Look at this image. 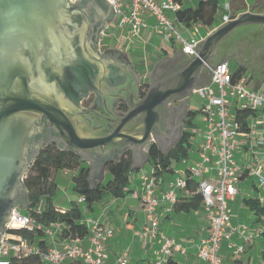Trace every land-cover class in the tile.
<instances>
[{
	"label": "water",
	"instance_id": "water-1",
	"mask_svg": "<svg viewBox=\"0 0 264 264\" xmlns=\"http://www.w3.org/2000/svg\"><path fill=\"white\" fill-rule=\"evenodd\" d=\"M115 12L111 0H0V238L12 209L27 205L24 177L41 144L55 141L78 153L92 167L93 184L128 150L134 170L142 156L150 158L142 153L149 144L169 149L160 137L172 139L162 122L170 102L187 103L206 68L237 55L214 63L223 40L241 26H264V13L254 8L232 15L178 70L158 78L159 61L141 92L127 52L99 49ZM91 94L96 104L84 108ZM120 103L127 111L117 110Z\"/></svg>",
	"mask_w": 264,
	"mask_h": 264
},
{
	"label": "built area",
	"instance_id": "built-area-1",
	"mask_svg": "<svg viewBox=\"0 0 264 264\" xmlns=\"http://www.w3.org/2000/svg\"><path fill=\"white\" fill-rule=\"evenodd\" d=\"M75 2V0H72ZM115 8L113 20L102 30L99 49L104 51V40L108 34L119 30L126 32L124 39L141 41L145 29L152 27L153 38L160 37L164 50L167 46H175L188 56H195L206 37L217 30L221 25L230 20L232 7L226 3L225 12L222 14L221 25L208 28L205 34L199 24L187 25L178 19V12L183 9L181 0H111ZM251 9V8H250ZM154 19V25L148 21ZM186 34H184V33ZM122 37V38H123ZM151 41V39H150ZM193 93L198 95L202 104L203 130L198 140H191L195 146L198 159L187 165L186 170L175 180L170 181L161 198L158 194L156 168L144 173L141 177L140 195L147 213L146 234L155 237L159 234L161 224L160 206L165 203L166 212L174 209L180 191H188L187 176L190 175L199 181V190L203 195V206L209 218L210 233L202 240L198 257L200 262L195 264H223L222 247L228 243L229 249L234 254L245 252L246 242H251L254 236L243 235L245 225H235L231 201L238 193V185L245 172L258 178L264 186V162L254 166L253 163L241 164L236 154L241 148V137L244 132L240 130L237 121L238 109L252 110L255 115L251 119V131L262 125L264 135V82L259 86H251L250 78L244 74L235 79V72L231 70L228 61L223 62L211 70V82L197 87ZM239 104L234 112L232 107ZM83 106V102H82ZM85 107V106H83ZM258 117L263 118L262 124ZM253 121V125H252ZM264 144V136L258 142ZM256 146L253 154H258ZM183 163H189L184 159ZM209 176V178H208ZM214 177V178H212ZM85 197L81 196L80 203ZM89 233L86 237L61 238V224H52L45 227L30 214H26L20 207L12 209L10 220L6 224V233L0 238V264H9L11 256H29L38 253L42 256L44 264H108L106 245L115 236V231L100 220L84 221ZM27 228L30 230L44 228L49 248L41 251L34 243L12 233L14 230ZM241 233L242 242L234 241V235ZM61 236V237H60ZM88 239V245L84 240ZM182 244L174 238L164 239L163 246L157 252L159 256L156 264H167L168 257L174 251L182 250ZM114 264H130L128 254L125 253Z\"/></svg>",
	"mask_w": 264,
	"mask_h": 264
},
{
	"label": "crops",
	"instance_id": "crops-1",
	"mask_svg": "<svg viewBox=\"0 0 264 264\" xmlns=\"http://www.w3.org/2000/svg\"><path fill=\"white\" fill-rule=\"evenodd\" d=\"M201 0H181L183 8L187 7H197ZM264 1V0H263ZM246 8H240L239 0H225L226 3H230L232 7L233 15H240L241 13L247 12L252 6H254L257 0H254L252 3H248L247 0H242ZM223 8L220 2L219 10ZM225 11V6H224ZM219 13V11H218ZM224 13V12H223ZM222 13V14H223ZM261 13H264L263 11ZM219 14H217L218 17ZM218 20L222 19V15ZM217 20L216 26L220 23ZM148 21L154 25V19L148 17ZM219 23V24H218ZM202 33L207 32L208 27H202ZM213 28V27H211ZM152 27L146 28L143 34L141 41H136L138 45L145 47L146 50L152 49L155 50L154 56H151L150 51L143 56L157 58L158 61L161 59H166L173 57L169 53V49L165 48L160 50L161 39L160 37L153 38ZM151 39V41H150ZM224 44V43H223ZM220 45L218 48V54L221 57H225L227 54V47ZM224 46V47H223ZM125 51L124 48L120 49ZM126 52V51H125ZM237 53L236 50L232 51ZM165 54V55H164ZM173 54H183L180 48H175ZM185 55V54H184ZM128 58H130L129 53H127ZM188 56V55H187ZM164 57V58H163ZM189 57V56H188ZM238 58V53L235 56ZM161 58V59H160ZM131 60V59H130ZM133 61V60H131ZM157 61V62H158ZM228 61V60H227ZM239 63L241 62L238 59ZM134 64V61L132 62ZM216 63V62H215ZM229 63V61H228ZM135 65V64H134ZM230 66V64H229ZM246 66V65H245ZM232 70V69H231ZM264 70V69H263ZM247 68L245 73L250 78L251 86H259L264 82L263 71ZM236 71V70H232ZM140 73V72H139ZM141 75V74H140ZM205 78V75H203ZM205 81V80H204ZM255 81L256 84L252 85V82ZM205 84L202 81V85ZM188 110H191L189 107V102L187 99ZM92 106L86 107L89 109ZM85 108V107H84ZM202 113V112H201ZM203 118V116H202ZM258 122H263L262 117H258ZM251 124V122H250ZM253 125V121H252ZM203 119L198 122L194 121L193 126H187L185 130H191L194 135V139L198 140L201 136L203 130ZM262 125L253 128V133H245L241 137V148L236 154L238 161L241 164L253 163L254 166H257L259 163L264 162V144L258 146L260 141L261 134L258 129H262ZM196 133V134H195ZM264 136V135H263ZM191 136V140H192ZM180 142V141H179ZM152 145V144H151ZM150 145V146H151ZM159 145V144H158ZM160 146V145H159ZM256 146L258 148V154H253V148ZM174 147V145H173ZM162 150L163 147L160 146ZM172 147H170L169 151ZM196 147H190L189 149V163L185 164L183 161L174 165V172H169L163 170L162 168L156 169V180L158 184V194L162 198L164 192L167 188V185L170 181H173V177L180 176L187 168L188 164L195 162L198 159V154L195 149ZM144 154H148V151L143 149ZM133 154V153H132ZM255 155H258L256 158ZM134 156V155H133ZM140 165L135 166V169L131 172V178L129 185L127 187V194L125 197L117 198L107 196L103 200L94 204L91 209H85V216L82 222L88 220H100L102 223L110 226L115 231V236L107 243L106 251L108 255L107 263L114 264L122 257L125 253L128 254V259L130 264H156L157 252L161 250L163 246L164 239L167 237L174 238L178 243L182 244L183 249L180 251H174L171 256L168 257V260H174L179 264H195L200 262L198 257V249L203 239L208 237L210 233L209 228V218L205 207L202 206L198 210H193L191 212H176L174 209L171 212H166V204L163 203L160 206L161 213V224L159 234L155 237H150L146 234L145 228L147 226V213L143 202L141 201L140 195V184L141 177L144 173H148L153 170L154 165L150 162L148 156H142ZM91 170V165L86 162ZM134 163V159H133ZM147 163H150L152 166L151 170H147L145 167ZM78 172V169H64V170H54L53 178L58 184V190L56 195L53 197V201L57 207L66 211L70 209L73 201H78L80 195L74 190V176ZM104 176L106 179L110 178L109 172L104 171ZM176 177V178H177ZM209 178V176H208ZM214 178V177H212ZM215 179V178H214ZM69 189H72V194L69 193ZM62 192V194H59ZM59 195V196H58ZM189 195L188 191H180L179 197H186ZM249 197L258 198L264 207V186H261L258 178L253 175L245 172L242 176V180L238 185V193L236 194L233 201H231V206L234 213V224L235 225H245L247 229L243 230V235L254 236L253 241L246 242L245 252L241 254H234L228 247V243L224 242L222 247V261L223 264H232L235 260L242 261L243 264H264V222L263 217L260 219L258 215H255L254 211L249 210L245 205L246 199ZM80 203V202H79ZM83 204V203H82ZM63 227L61 226V229ZM62 233V230H60ZM61 237V236H60ZM64 238V237H61ZM234 241L242 242L243 238L241 233H236L234 235ZM48 245L50 243L49 239L47 240ZM84 245H88V239L84 240ZM50 246V245H49ZM76 264H86L84 262H79Z\"/></svg>",
	"mask_w": 264,
	"mask_h": 264
},
{
	"label": "trees",
	"instance_id": "trees-1",
	"mask_svg": "<svg viewBox=\"0 0 264 264\" xmlns=\"http://www.w3.org/2000/svg\"><path fill=\"white\" fill-rule=\"evenodd\" d=\"M240 8H246L242 0H239ZM264 7V1L259 0L254 6L255 12L261 13ZM220 8V0H201L197 7L183 8L178 12V19L187 24H199L204 27H214L217 22V14ZM242 37V36H241ZM237 41V40H236ZM189 57L182 56L177 64L176 70L181 68L182 62H187ZM215 63V62H214ZM235 72V79L243 76L247 72V67L240 62ZM205 78L203 83L211 82V70L206 68L203 72ZM205 80V81H204ZM147 85V84H146ZM204 85V84H203ZM147 87L143 85V91ZM127 105L121 103L118 107L120 111H127ZM202 112V108H201ZM196 112L189 110L188 126L194 125L193 116ZM255 115L252 110L238 109L237 121L240 123V130L244 133L251 131V119ZM191 130H184L182 139L169 151H164L157 143L150 146L148 154L150 162L156 168L174 172V165L180 163L184 159H189V149L192 146ZM133 165V154L128 150L121 157L110 161L106 165V170L110 174V178L103 176L102 180L96 184L91 182V168L81 158V156L73 150L60 148L55 141L41 144L36 157L30 163V166L24 177V185L28 189V201L25 206L26 214L32 215L37 222L48 227L52 224L62 225V237L77 238L86 237L89 229L86 223L82 222L85 216V209H91L95 203L103 200L107 196L122 198L127 194V187L130 182ZM74 170L78 172L74 176V190L85 197L84 203L73 201L70 209L64 211L57 207L53 201V197L58 190V184L53 178L54 170ZM187 189L189 195L179 197L174 204L176 212H191L198 210L203 206V195L199 190V181L196 178L187 176ZM44 205L41 208V202ZM252 211L260 217L264 216V207L258 198H248L245 201ZM13 234L28 239L34 243L41 251L46 252L49 248L44 228L30 230L27 228L12 231ZM9 264H44L42 256L33 253L29 256H11ZM167 264H179L174 260H169ZM232 264H243L240 260H235Z\"/></svg>",
	"mask_w": 264,
	"mask_h": 264
},
{
	"label": "rangeland",
	"instance_id": "rangeland-1",
	"mask_svg": "<svg viewBox=\"0 0 264 264\" xmlns=\"http://www.w3.org/2000/svg\"><path fill=\"white\" fill-rule=\"evenodd\" d=\"M248 3H252L254 0H247ZM259 1V0H257ZM221 2V6H225V0H220ZM221 8L219 10V15L217 18H220L222 13L225 12L224 9ZM261 11L264 12V7L261 9ZM218 20V19H217ZM219 25H221V20L219 19ZM184 33V32H183ZM126 32L123 30H119L116 33H111L108 34L105 37L104 40V44L105 47L107 49H111V48H124V50L129 53V59L134 61V66L135 68L140 72V83H142L143 85H145V87H147L148 89V85L144 84V83H149L150 82V77L151 74L154 70V67L156 66V64L159 62L157 58H152V57H148L146 58V56H143L144 54H147L148 51H150V54H152L151 56H154L155 54V50L149 49L146 50L145 47L138 45V43H136V40H132V39H128L125 38L123 36H125ZM186 34V33H184ZM123 35V36H122ZM242 36V37H241ZM123 37V38H122ZM237 40V41H236ZM236 43V45L233 46V43ZM224 43V44H223ZM224 45L225 47H227L228 51L227 54L232 55L235 52H232L234 50L237 51L238 56L241 55L243 58H241L242 63L244 65H246L247 68H251V69H256V70H263L264 69V26L262 25H258V24H248L245 26H241L237 29H235L232 33H230L221 43V45ZM162 46V43L161 45ZM167 49H169V53L170 55L172 54L173 57L176 58H180V57H185L184 54H173L175 48H178V44H176L174 47L173 46H168L166 45ZM223 46V47H224ZM165 55V54H164ZM164 58V57H163ZM161 59V58H160ZM223 59V57L219 56V54L217 53V55L214 57L213 61L214 62H220ZM131 61V62H133ZM158 61V62H157ZM229 64H230V68L232 70H236L239 66V61L237 57H231L228 58ZM184 64V62H182ZM173 68H177V66L175 65ZM249 71H247L248 74ZM262 73L264 74V70L262 71ZM256 84L255 81L252 82V85ZM146 91V88H145ZM188 102H189V107L191 110L196 112V115L193 116L194 121L198 122L202 119V113H201V108H202V100L201 98L196 95L195 93H191L188 97ZM91 104V99H86L83 102V106L88 107ZM239 107L238 103H235L234 106L232 107V110L235 112ZM188 126V125H187ZM259 133L261 134L260 139L263 138V130L262 129H258ZM196 134V133H195ZM192 140L195 141L194 139V135H192ZM259 139V140H260ZM152 144V143H151ZM149 144L147 147H145V151H149L150 149V145ZM255 157L257 158L258 155H255ZM147 170H151L152 166L150 163H147V166L145 167ZM177 176L173 177L175 180ZM73 190L69 189V193L72 194ZM59 194H62V192H59ZM57 196V195H56ZM59 196V195H58ZM252 198V197H249ZM44 205V201L41 202V208ZM245 205L249 208V210H251L250 206L245 202ZM22 211L24 213H26L25 209H22ZM255 213V212H254ZM256 215V213H255ZM263 222H264V216H263Z\"/></svg>",
	"mask_w": 264,
	"mask_h": 264
},
{
	"label": "flooded vegetation",
	"instance_id": "flooded-vegetation-1",
	"mask_svg": "<svg viewBox=\"0 0 264 264\" xmlns=\"http://www.w3.org/2000/svg\"><path fill=\"white\" fill-rule=\"evenodd\" d=\"M234 45H236L235 42L233 43V46ZM106 50H108V49L105 48L104 51H101V52L104 53ZM181 58L182 57L175 58V59H170V58L161 59L160 60L161 62L158 64V66L156 65L157 66V68H156L157 77L162 78V77L166 76L167 74H169L170 72L175 71V68H173V67L175 65L177 66V64L180 62ZM241 58H243L242 55H241ZM241 58L239 55L238 59L242 62ZM142 87H143V84L140 83V90H141V92H144L145 90L143 91ZM87 99H91L90 106H92V105L95 106L96 99H97L95 94H91ZM85 100H83V102ZM119 105H118V107H119ZM117 110L120 111L118 108H117ZM189 117H190L189 116V110H188V106H187L186 101H184L180 98H175L172 102H170L169 108L164 113V118H163L162 122H163V127L166 129V132H168L172 135V139H171V141L168 142L163 137H160L161 138L160 139L161 145H163L164 147H169V148L173 147V145L175 146L178 143L179 138L181 136H183V132L187 127V121H188Z\"/></svg>",
	"mask_w": 264,
	"mask_h": 264
}]
</instances>
